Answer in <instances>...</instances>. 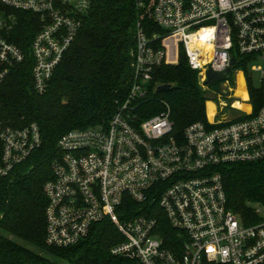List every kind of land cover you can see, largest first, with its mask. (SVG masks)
Segmentation results:
<instances>
[{"label": "built area", "instance_id": "1", "mask_svg": "<svg viewBox=\"0 0 264 264\" xmlns=\"http://www.w3.org/2000/svg\"><path fill=\"white\" fill-rule=\"evenodd\" d=\"M133 1L141 20L131 51L128 98L107 125L71 131L59 140L53 179L44 187L46 244L76 246L94 225L108 220L123 238L110 249L120 264H264L263 211L256 210L260 223L246 226L228 207L222 175L233 165L264 162V102L255 112L246 84L250 112L235 108V101L221 102L212 121L207 116L181 135L175 134L168 105L146 119L135 106L147 96L157 69L179 63L182 49L205 89L209 70L231 68L220 88L234 99L230 83L243 74L235 72L240 57L262 72L264 88V69L255 65L264 61V0ZM93 2L0 0V85L28 59L11 42L17 12L39 19L29 56L35 92L44 95ZM147 17L160 33L148 35L141 23ZM42 144L37 124L0 119V178ZM162 218L176 234L168 244Z\"/></svg>", "mask_w": 264, "mask_h": 264}, {"label": "trees", "instance_id": "2", "mask_svg": "<svg viewBox=\"0 0 264 264\" xmlns=\"http://www.w3.org/2000/svg\"><path fill=\"white\" fill-rule=\"evenodd\" d=\"M140 20L133 0H94L48 91L39 95L34 89L29 56L39 19L17 12L11 42L28 59L0 85V119L14 125L37 124L43 144L11 175L0 178V264H120L110 249L123 238L108 220L94 225L90 235L76 246L54 248L46 244L48 199L44 187L53 179L51 164L58 156L59 140L71 131L107 125L127 100L131 51ZM141 23L149 36L160 33L148 17ZM247 61L240 57L235 70L247 71ZM162 85H171V89L158 93ZM212 89L201 86L198 72L190 68L182 49L177 65L162 66L154 73L147 96L135 105L137 114L150 118L168 105L175 134L181 135L188 126L206 121V103L211 101L208 92L211 94ZM248 90L258 112L264 102V88H256L248 79ZM222 175L229 209L246 226L260 223L252 204L264 206V162L233 165L223 169ZM128 204L138 208L129 200ZM159 222L166 229L168 244L176 234L165 219Z\"/></svg>", "mask_w": 264, "mask_h": 264}, {"label": "rangeland", "instance_id": "3", "mask_svg": "<svg viewBox=\"0 0 264 264\" xmlns=\"http://www.w3.org/2000/svg\"><path fill=\"white\" fill-rule=\"evenodd\" d=\"M255 65H257V67L260 66V67H262L264 69V61H259V62L255 63ZM247 71L242 70V72H243L242 75H244L243 78H245L246 84L248 85V79H251L253 81V85L256 88H260L261 85H262V83L261 82L259 83V81L263 77L262 72H255V71H253L252 68H251V66L248 68ZM230 84H231L230 85V88H232L234 90L235 95H236V92H237V82L234 83L233 81H231ZM211 86H213V89L211 90V94H210V92H208L209 93L208 94V97L211 100L210 103H213L218 109L221 108L220 107L221 102H226V103H228V105H230L234 101L243 102V101H241L242 99L240 97H238V99L237 98H234L233 99L232 98V95H233L232 93H230L229 95H226L224 93L225 91H222V89L220 88V82L219 83H215L214 85H211ZM219 94L221 95V97H219ZM249 97H250V95H249ZM208 103H209V101H208ZM208 103H206V118H207V116L209 117V115H207V113H208L207 112ZM229 111H230V108L228 107L223 112L224 115L227 116ZM234 114H237V113H234ZM218 119H221V117H218ZM252 207L254 209H256V210H260L261 209L263 211V215H264V206H262L261 204H252ZM63 264H68V263H63Z\"/></svg>", "mask_w": 264, "mask_h": 264}, {"label": "bare ground", "instance_id": "4", "mask_svg": "<svg viewBox=\"0 0 264 264\" xmlns=\"http://www.w3.org/2000/svg\"><path fill=\"white\" fill-rule=\"evenodd\" d=\"M234 96L237 99L238 97H240L242 99L241 101L243 102L247 101L248 99V94L246 91V83H245V79L243 78L242 73L237 75V92H236V95ZM243 102L235 101L234 107L242 111H245V112H250L251 107L248 104L243 103ZM216 110H217V107L213 103L209 102L208 107H207V112H208L207 115H209V119L211 121L214 119L216 115Z\"/></svg>", "mask_w": 264, "mask_h": 264}, {"label": "water", "instance_id": "5", "mask_svg": "<svg viewBox=\"0 0 264 264\" xmlns=\"http://www.w3.org/2000/svg\"><path fill=\"white\" fill-rule=\"evenodd\" d=\"M236 64H237L236 59H233L231 65L235 66ZM235 72H238V71L236 70ZM230 73H231V68H228L223 72H215L213 70H209L207 72V80L204 83V85L206 87H209L211 85H214L215 83L222 82L227 79ZM170 89H171V85H162L157 88V92L162 93V92L169 91Z\"/></svg>", "mask_w": 264, "mask_h": 264}]
</instances>
